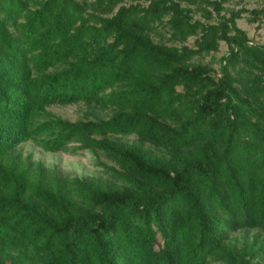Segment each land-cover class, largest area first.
Here are the masks:
<instances>
[{"label":"trees","instance_id":"16d2710c","mask_svg":"<svg viewBox=\"0 0 264 264\" xmlns=\"http://www.w3.org/2000/svg\"><path fill=\"white\" fill-rule=\"evenodd\" d=\"M133 1L0 0V264H264L260 233L231 239L264 232V43L221 0H189L212 22ZM220 40L217 68L194 61ZM78 101L110 114L47 108ZM28 140L105 176L34 167Z\"/></svg>","mask_w":264,"mask_h":264},{"label":"rangeland","instance_id":"374dc122","mask_svg":"<svg viewBox=\"0 0 264 264\" xmlns=\"http://www.w3.org/2000/svg\"><path fill=\"white\" fill-rule=\"evenodd\" d=\"M132 0H124V2H131ZM135 1V0H134ZM133 1V2H134ZM144 4L146 1L141 0ZM223 9L220 14L228 15L230 9L245 8L241 11L242 16L237 18V24L241 28L245 29L249 38L257 43H264V0H221ZM183 5H188L193 8L192 19H200L206 22L216 21L219 15L215 12V9L211 4L207 3H192L189 0H181ZM258 10L254 12L253 10ZM256 17H252L253 15ZM167 34L168 31H167ZM150 35L157 41H163L168 44L172 43L167 40L166 37L159 35L155 32H150ZM198 34L189 35L183 43L192 45ZM182 43V42H181ZM180 44V43H177ZM228 50V45L224 40L219 41L218 49L210 51L200 57L194 58V61H202L209 63L211 66L217 68L219 65V59L222 54ZM48 110L55 114H60L70 119L83 117L84 112L92 110L99 116H107L110 114V110L107 108H100L93 103H86L82 101L72 102L67 104H50L47 106ZM121 142L136 143L137 137L134 134H127L123 136H117ZM145 146L147 144H144ZM18 150L24 161L32 163L34 167L38 165L52 170L57 175L64 176L65 178H72L74 176H101L96 166L93 164L94 157L91 154L84 152L83 154H74L65 150L61 151H46L36 146L32 141H24L20 143ZM105 176V175H102ZM260 233L257 238V245L264 240V232H261L257 228L240 229L235 231L231 235L232 241L235 242H251L256 239L255 234ZM258 259L264 262V243Z\"/></svg>","mask_w":264,"mask_h":264}]
</instances>
